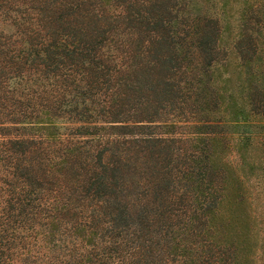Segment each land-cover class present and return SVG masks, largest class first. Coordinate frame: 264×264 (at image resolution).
<instances>
[{"label":"trees","instance_id":"16d2710c","mask_svg":"<svg viewBox=\"0 0 264 264\" xmlns=\"http://www.w3.org/2000/svg\"><path fill=\"white\" fill-rule=\"evenodd\" d=\"M0 264H264V0H0Z\"/></svg>","mask_w":264,"mask_h":264},{"label":"rangeland","instance_id":"374dc122","mask_svg":"<svg viewBox=\"0 0 264 264\" xmlns=\"http://www.w3.org/2000/svg\"><path fill=\"white\" fill-rule=\"evenodd\" d=\"M227 37H229L228 34L225 35L226 40H228ZM227 46L229 47V52H230V55L232 57V60L231 61H232L233 64H236V62H237V60H236V54H235L234 50L232 49V44L230 42V39L227 42Z\"/></svg>","mask_w":264,"mask_h":264}]
</instances>
